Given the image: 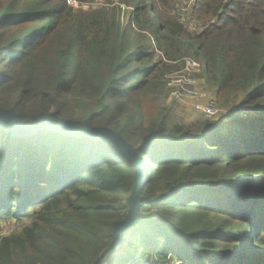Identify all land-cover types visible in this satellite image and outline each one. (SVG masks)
Returning <instances> with one entry per match:
<instances>
[{"label":"trees","instance_id":"1","mask_svg":"<svg viewBox=\"0 0 264 264\" xmlns=\"http://www.w3.org/2000/svg\"><path fill=\"white\" fill-rule=\"evenodd\" d=\"M159 1L134 16L128 73L109 3L0 0V108L110 129L144 159L138 216L112 247L134 162L108 143L0 125V231L14 227L0 264H264V0H193L178 14ZM182 74L231 115L183 119L170 85Z\"/></svg>","mask_w":264,"mask_h":264},{"label":"water","instance_id":"2","mask_svg":"<svg viewBox=\"0 0 264 264\" xmlns=\"http://www.w3.org/2000/svg\"><path fill=\"white\" fill-rule=\"evenodd\" d=\"M0 125L6 126L13 132L14 136L29 138L38 131L52 130L66 136L76 138H87L93 142L108 143L116 147L130 161L134 162L137 168L136 186L129 198V217L115 226L114 242L115 247L120 239L121 233L136 220L139 212L140 193L144 183L143 163L144 159L134 150L123 137L110 129L93 128L88 122L80 123L60 118L56 113H42L34 116L28 121H22L19 114L14 110L0 108Z\"/></svg>","mask_w":264,"mask_h":264},{"label":"rangeland","instance_id":"3","mask_svg":"<svg viewBox=\"0 0 264 264\" xmlns=\"http://www.w3.org/2000/svg\"><path fill=\"white\" fill-rule=\"evenodd\" d=\"M192 1L193 0H160L158 5L162 8V11L160 10L159 13L174 14L176 11L177 14L179 12L187 13V11L191 8ZM98 2L103 4L107 2L110 4L111 8L116 7L115 9L117 12H120V33L124 43L123 52L128 65L126 70L128 73H131L133 68L129 65H131L134 59L138 58L139 50L141 49V44L137 43L140 39V30L134 26V16L138 10L140 11V9H143L142 2L141 0H137L136 3H140L138 7L135 6L136 3L128 6L123 4L124 2H121L120 0H98ZM128 37L133 38L131 40ZM194 68H196L197 72L200 71L198 66ZM182 75L185 76V74ZM184 76H180L182 78L179 76L172 78V98H174L180 105L179 115L187 122L191 123L199 119V114L193 110V102H207L206 95L210 96V94H208L206 90L198 84L194 85L193 88H190V86H188L190 82ZM174 93L176 96H174ZM242 115L245 116L244 114ZM13 229L14 227L11 224H4L2 226V230L0 231V237L9 234Z\"/></svg>","mask_w":264,"mask_h":264},{"label":"built area","instance_id":"4","mask_svg":"<svg viewBox=\"0 0 264 264\" xmlns=\"http://www.w3.org/2000/svg\"><path fill=\"white\" fill-rule=\"evenodd\" d=\"M196 66H198V65L195 63L189 62L188 67H186V70L189 71L190 67H196ZM180 78H182V77H180ZM185 78H187L188 81L190 82L188 84V86H190V88H193L194 85H196V84H198L200 86V84L197 81L189 79L188 77H185ZM174 96H176L175 93H174ZM206 101L207 102L195 101V102H193V105H192L193 110L196 111L199 115L203 116L205 119L212 120V119H215L218 115H225L226 117H229L231 115L230 112H226L225 110L219 108L217 103L215 101H213L210 98V96L206 95ZM177 264H179V263H177Z\"/></svg>","mask_w":264,"mask_h":264}]
</instances>
